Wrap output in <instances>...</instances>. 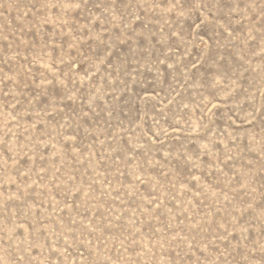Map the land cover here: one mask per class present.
Segmentation results:
<instances>
[{
    "label": "rangeland",
    "instance_id": "rangeland-1",
    "mask_svg": "<svg viewBox=\"0 0 264 264\" xmlns=\"http://www.w3.org/2000/svg\"><path fill=\"white\" fill-rule=\"evenodd\" d=\"M0 264H264V0H0Z\"/></svg>",
    "mask_w": 264,
    "mask_h": 264
}]
</instances>
